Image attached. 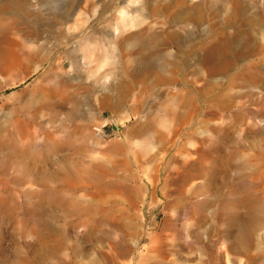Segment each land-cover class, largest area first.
Segmentation results:
<instances>
[{
    "label": "rangeland",
    "instance_id": "374dc122",
    "mask_svg": "<svg viewBox=\"0 0 264 264\" xmlns=\"http://www.w3.org/2000/svg\"><path fill=\"white\" fill-rule=\"evenodd\" d=\"M120 3L0 0V264H264V0L179 40Z\"/></svg>",
    "mask_w": 264,
    "mask_h": 264
},
{
    "label": "bare ground",
    "instance_id": "6f19581e",
    "mask_svg": "<svg viewBox=\"0 0 264 264\" xmlns=\"http://www.w3.org/2000/svg\"><path fill=\"white\" fill-rule=\"evenodd\" d=\"M46 1L48 2L51 0H46ZM112 1L114 2L116 0H112ZM119 1L122 3V5L119 6V8L117 10L118 13L115 12V14H117V19L119 21H125V20L129 19L130 16H134L132 14L141 15L142 17H148V16L149 17H156V16H158V17L163 18L168 24V26L166 28L167 30H165V34L167 35V37L170 40H179L180 30H183L185 32V38L186 39L191 37V35H192V21L201 20L205 16L213 17V16L218 15L224 6L225 0H199L193 4H192V0H119ZM203 3H206V5L208 6V12L204 13V11L203 12L201 11ZM225 4L227 5L226 2H225ZM242 7H244L243 4H242ZM228 8L229 7H227V9ZM72 14H74V13H72ZM204 14H205V16H204ZM130 18H133V17H130ZM249 19H250V21L260 20V18L256 15L250 16ZM118 20H117V22H118ZM117 25H119V24H117ZM121 28L123 29L124 26L123 27L122 26L121 27L115 26V28L112 29L113 31H111V32H109L110 31L109 29L103 28L101 30V33L103 35H109L110 34V35H113V37H115L116 36L115 33L120 34L123 32V30ZM158 32L159 31L153 30L152 28H144L143 30H138L134 33L136 35H138L137 39H140V35L142 33H147L148 36L154 38V37H158ZM236 39H237L236 43H238V44L243 43L242 45H246V43H245L246 41H244L243 39L241 40L240 37H236ZM140 45H141V49H143V48L148 46V43L141 42ZM245 48H246L245 50L248 49L246 46H245ZM225 50L227 52V49L225 47H220V48L215 50L214 56H216L217 59L214 58V60H215L216 64H212L213 66H211V68H213L215 66L217 69H221V68H223V66L228 64L224 58ZM140 54H141V51H140ZM143 58H144V56L140 55L139 57H135V61H138L141 64H146L145 61L142 60ZM79 61H80L79 58H73L72 64L79 62ZM130 61H132V59ZM161 64L163 65L164 63L161 62ZM161 66H158V68L161 69L160 68ZM62 67H63V62L60 65V68H62ZM57 68L59 69V67H57ZM51 73L52 72H51L50 68H48L44 71V75H49ZM246 74L251 76L252 78L255 75L253 72H246ZM15 83H16V80L14 81V84ZM5 84H7V83H5ZM8 85H6V86H8ZM116 85L118 88V94L122 95L123 91H122L121 87H122L123 83L120 82V83H117ZM168 104H169L168 106H165L166 110H164V111L170 113L169 109L171 108V106L177 104L176 98H173ZM169 113H167V114H169ZM164 114H165V112H163L162 115H164ZM175 127H178V126H175ZM252 207H253L252 212L247 216V218L243 219L241 216L237 217L238 218L237 219V225L239 227L238 229H239V235H240L239 237L244 238V239L245 238L247 239L249 237L252 228H254L256 226L257 222L260 221L259 216L261 215V211H260L261 204L253 203V204H251L250 208H252ZM59 246H60V244H59ZM61 246H62V244H61Z\"/></svg>",
    "mask_w": 264,
    "mask_h": 264
}]
</instances>
